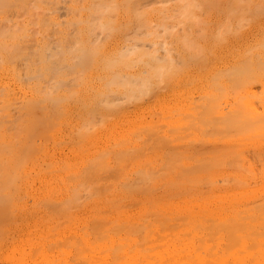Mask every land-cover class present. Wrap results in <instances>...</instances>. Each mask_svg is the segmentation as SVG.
<instances>
[{
	"label": "bare ground",
	"instance_id": "6f19581e",
	"mask_svg": "<svg viewBox=\"0 0 264 264\" xmlns=\"http://www.w3.org/2000/svg\"><path fill=\"white\" fill-rule=\"evenodd\" d=\"M0 264H264V0H0Z\"/></svg>",
	"mask_w": 264,
	"mask_h": 264
}]
</instances>
